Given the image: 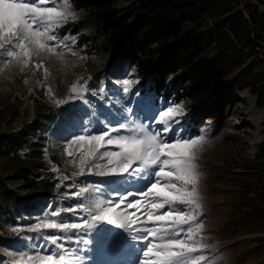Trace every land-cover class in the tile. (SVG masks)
<instances>
[{"label":"snow or ice","instance_id":"obj_1","mask_svg":"<svg viewBox=\"0 0 264 264\" xmlns=\"http://www.w3.org/2000/svg\"><path fill=\"white\" fill-rule=\"evenodd\" d=\"M76 19L72 0H0V79L13 70H42L47 81L49 65L79 55L75 38L60 34ZM90 79L77 75L66 100L46 87L58 106L69 100L88 106L89 119L62 145L73 171L63 174L50 165L58 173L57 189H66L59 199L68 203L50 206L30 224L11 226L8 231L23 243L0 264H86L94 240L98 247L130 252L134 264H217L205 254L209 244L203 235L198 157L207 131L190 134L183 126V102L156 108L142 99L133 101L134 110L126 101L138 81H115L123 98L113 100L104 85L89 89ZM89 92L107 98L114 110L98 115Z\"/></svg>","mask_w":264,"mask_h":264},{"label":"rangeland","instance_id":"obj_2","mask_svg":"<svg viewBox=\"0 0 264 264\" xmlns=\"http://www.w3.org/2000/svg\"><path fill=\"white\" fill-rule=\"evenodd\" d=\"M113 1L119 9L132 3V0ZM247 1L256 2L242 0V3ZM242 3L235 4L234 8H242ZM259 7L264 8L261 4ZM75 12L77 19L62 28L60 34L75 38L72 46L79 52L78 56L69 54L64 61H54L49 65L51 75L47 81L43 79L42 70L35 74L32 70L22 74L13 70L10 78L5 76L0 79V259L6 262V252L23 243L16 234L8 231L11 226L30 224L50 206L68 203L59 199L66 189H57L58 173L51 171L50 165L55 164L63 174L70 175L73 171L62 153V145L73 130L79 129L82 121L89 119L85 115L88 106L79 100H69L58 106L46 94V87L52 88L56 99L66 100L71 83L79 75L91 77L89 89L104 85L113 100L117 95L123 98L122 90L118 91L115 81L125 78L138 81L126 101L134 110L137 105L133 101L142 99L156 108L170 102H183L187 113L183 126L190 134L204 129L208 137L198 157L202 172L203 235L209 244L205 254L215 258L217 264H264V241L259 240L264 233L255 232L247 225L237 230L226 226L228 221H233L239 215L243 185L260 169L256 166L254 153L257 144L264 138V106L255 104V95L243 84L253 79L263 80L264 51L261 54L241 52L244 65L254 57L247 76L243 75L230 84L237 69L227 73L219 83V90L227 91L232 101L221 125L216 127L211 117H204L195 125L188 119L194 106L186 94L179 99L173 96L165 99L148 88L149 81L142 85L135 67L127 61L109 64L105 39L95 19L83 10L75 9ZM212 53L213 50L208 48L205 54L210 56ZM25 79L27 84L24 83ZM136 92H139V96L135 95ZM87 98L96 106L98 115L101 111L108 112L115 108L107 98L101 100L90 92ZM100 118L103 119V116ZM10 134L18 140L16 148L2 140ZM99 179L89 177L92 181ZM64 183L70 184L71 181ZM40 195L44 196L38 199ZM25 203L35 205V209L26 213ZM107 227L122 231L114 226ZM95 235L93 233V237ZM88 247L90 251L86 255L90 259L86 264H134V256L128 251L118 253L108 246L101 248L95 240Z\"/></svg>","mask_w":264,"mask_h":264},{"label":"trees","instance_id":"obj_3","mask_svg":"<svg viewBox=\"0 0 264 264\" xmlns=\"http://www.w3.org/2000/svg\"><path fill=\"white\" fill-rule=\"evenodd\" d=\"M72 3L95 19L109 64L127 61L135 67L141 84L149 81L148 88L165 99L186 94L194 106L188 119L195 125L204 117H211L216 127L221 125L232 101L227 91L219 90V83L237 69L230 84L247 76L254 57L244 65L241 52L264 51V8L259 7H264V0H132L124 9L113 0ZM238 3L242 8H234ZM208 48L213 50L210 56L205 54ZM243 86L251 89L257 106H264V77ZM2 140L10 147L18 146L13 134ZM254 158L260 169L243 185L239 215L226 226L237 230L247 225L264 233V138ZM25 204L26 213L35 209ZM259 240L264 241V234Z\"/></svg>","mask_w":264,"mask_h":264}]
</instances>
